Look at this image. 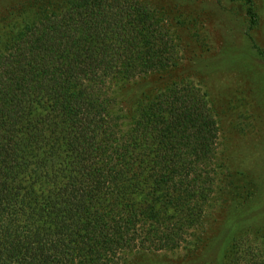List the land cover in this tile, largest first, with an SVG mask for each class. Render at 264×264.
I'll use <instances>...</instances> for the list:
<instances>
[{
    "label": "trees",
    "instance_id": "1",
    "mask_svg": "<svg viewBox=\"0 0 264 264\" xmlns=\"http://www.w3.org/2000/svg\"><path fill=\"white\" fill-rule=\"evenodd\" d=\"M11 6L0 12V264L195 255L228 176L207 89L172 77L173 26L145 0ZM150 78L162 81L128 90ZM235 184L243 207L209 264H264V195L253 199L252 179Z\"/></svg>",
    "mask_w": 264,
    "mask_h": 264
},
{
    "label": "rangeland",
    "instance_id": "2",
    "mask_svg": "<svg viewBox=\"0 0 264 264\" xmlns=\"http://www.w3.org/2000/svg\"><path fill=\"white\" fill-rule=\"evenodd\" d=\"M0 0V12L13 9ZM41 4L62 0H26ZM171 24L179 44L173 78H190L207 89L219 122L218 153L227 174L224 192L207 212L204 244L193 255L140 254L128 264H209L239 205L237 180L252 179L253 199L264 195V0H253L257 23L251 24L246 0H145ZM3 15V14H2ZM172 78L167 79V81ZM150 78L129 87L134 94ZM264 206V199L258 202ZM212 251V252H211Z\"/></svg>",
    "mask_w": 264,
    "mask_h": 264
}]
</instances>
